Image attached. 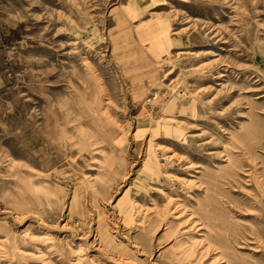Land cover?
Masks as SVG:
<instances>
[{
    "label": "rangeland",
    "instance_id": "obj_1",
    "mask_svg": "<svg viewBox=\"0 0 264 264\" xmlns=\"http://www.w3.org/2000/svg\"><path fill=\"white\" fill-rule=\"evenodd\" d=\"M0 264H264V0H0Z\"/></svg>",
    "mask_w": 264,
    "mask_h": 264
}]
</instances>
